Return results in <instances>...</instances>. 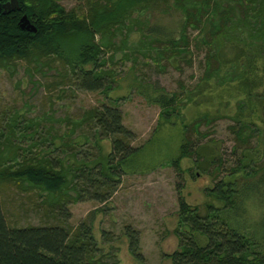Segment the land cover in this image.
I'll list each match as a JSON object with an SVG mask.
<instances>
[{
  "label": "trees",
  "instance_id": "trees-1",
  "mask_svg": "<svg viewBox=\"0 0 264 264\" xmlns=\"http://www.w3.org/2000/svg\"><path fill=\"white\" fill-rule=\"evenodd\" d=\"M6 1L9 0H0V3ZM18 1L20 10L8 14L0 12V68L13 73L24 62V68L30 77H34L36 73L45 75L47 70L55 71L45 85L49 91L73 81L72 75H75L77 87L90 91L101 90L106 94L114 87L112 83L115 80L110 79V83L107 82V78L113 74L111 69L105 68L107 60L102 55L105 54L102 45L112 47L118 30H123L127 35L129 26L146 23L136 19L137 7L149 10L152 3L161 6L165 2L81 0L83 3L79 12L67 9L62 3L63 0ZM172 4L175 9H186V25L193 23V11L204 15L205 26L211 24L214 28L217 25V31L208 32L212 35L210 45L214 46L216 52L212 53V62L217 60V52L225 54V47L238 48L239 54L234 59L237 70L233 67L232 74L234 80L247 85L245 89L241 88L244 90L243 96L237 103L235 123L230 126V131L235 136L233 152L241 150L237 164L229 167V171L219 178L213 187L207 188L216 201H225L227 213L221 216L219 211L222 207L209 202L206 212L201 214L198 207H193L184 196L179 195L180 220L177 232L181 244L180 249L170 255L172 264H264V249L258 248L261 242L243 231L246 223L242 221L241 225H238L230 212V209L246 212V200L253 193H245L243 188L251 178H257L255 186L264 185V155L253 151L255 146L251 142L253 138L257 141L260 127L254 119L251 120L252 116L249 114L256 104H260L263 109L260 120L264 122V91L254 90L250 86L251 83L253 85L257 72L253 70L258 68L257 59L261 58L264 62V0H175ZM23 14L27 15L36 31L20 27L19 20ZM186 25H183V35L179 36L182 41L187 37L184 30ZM155 26V30L161 33L159 25ZM97 37L103 40L102 43L98 42ZM178 40L174 38L171 42ZM153 41H147L149 48L153 47ZM188 93L183 92L184 99L179 98L177 93L160 92L155 96V101L160 102L162 114H166L171 112L173 107L178 108L193 102L187 97ZM110 103L85 110L83 121H80L81 124L94 127L92 140L99 149L96 157L103 155L101 142H106V139L111 141V149L104 163L96 162L90 165V161H87L88 154L78 158L79 153L75 152V147L68 142L65 143L73 161L64 156L53 157L51 152L58 150L54 142L47 144L48 148L53 145L52 149L46 154L42 151L43 155L39 146L45 141H36L24 146L20 141L26 135H17L20 122L16 113L4 126L1 125L0 264H107L104 255L96 257L100 248L92 233L91 221L84 219L76 226L70 224L68 205L84 199L87 193L86 197L99 202L108 201L116 183L120 182L121 174L125 173L122 163L139 149L131 144L133 133L123 122L120 106L117 102ZM198 118L187 126L179 156L167 163L178 167L180 171L182 161L193 155H196L193 157L195 164L205 171L208 170L209 164L221 160V157L216 155L208 162L201 150L202 142L196 143L191 139L190 134L201 121ZM33 125L30 123L25 125V128L34 129ZM13 127L17 128L16 132L12 130ZM35 130L37 131L36 128ZM60 138L64 136L60 135ZM42 140L48 139L43 137ZM202 148L205 149L204 146ZM34 149H38L40 157L34 153ZM6 150L8 152L5 156ZM27 152L33 155H28ZM197 174L199 173L195 172L193 176L196 177ZM79 178L89 180L90 183L80 187ZM237 183H244L243 188L236 190ZM259 185L256 186L257 189ZM91 187L94 189L91 190ZM15 189L26 193L25 196L32 201L33 208L39 212L43 211L41 216L46 220H41L39 224L26 225L11 220L6 205L15 194ZM261 192L263 193V190ZM10 214L15 218L19 212L10 211ZM103 233L107 235L106 231ZM125 235L128 237L129 249L139 256V231L131 225H126ZM200 237L205 238L204 242L200 241Z\"/></svg>",
  "mask_w": 264,
  "mask_h": 264
},
{
  "label": "rangeland",
  "instance_id": "rangeland-1",
  "mask_svg": "<svg viewBox=\"0 0 264 264\" xmlns=\"http://www.w3.org/2000/svg\"><path fill=\"white\" fill-rule=\"evenodd\" d=\"M164 1L161 6L152 3L149 10L137 7V12H141L135 13L136 19L146 23L129 26L127 35L123 30H118L112 47L102 45L105 50L102 55L107 60L105 68L111 69L113 74L107 78V82L115 80L112 83L114 87L107 94L101 90L90 91L77 87L75 75H72L73 81L49 91L45 85L55 71L47 70L45 75L36 73L30 77L24 62L13 73L0 68V121L5 119L0 127L16 113L20 122L17 135H26L20 143L28 146L36 141H45L39 146L41 155L42 151L44 154L49 153L53 145L48 148L47 144L54 142L58 150L51 152L52 156H64L73 161L65 143L68 142L79 153L78 158L88 154L90 165L106 162L111 141L106 139V142H101L103 155L96 157L99 149L92 140L94 127L81 124L80 121H83L84 111L92 107L111 104V101L120 106L123 122L133 133L131 144L139 149L122 163L125 173L121 174L120 182L116 183L108 201L99 202L86 197L87 193L84 199L68 205L70 224L76 226L84 219L91 221L92 233L100 248L96 257L104 255L107 264H172L170 255L179 250L181 244L177 232L180 220L179 195L184 196L193 207H198L201 214L206 212L207 203L213 202L217 207H222L219 214L224 216L228 210L224 207L225 201H216L207 188L213 187L229 171V167L237 164V157L241 153L240 149L233 152L235 136L230 131V126L235 123L238 100L243 96L244 90L241 88L247 86L244 82L234 80L232 74L239 49L225 47V54L217 52V60L212 62V53L215 51L214 46L210 45L212 35L208 32L217 31V25L214 28L211 24L205 26V17L199 11H193V23L186 25V9H175L172 4L175 0ZM62 3L67 9L80 12L83 2L63 0ZM155 24L162 29L161 33L155 30ZM182 24L186 25L184 30L187 36L183 41L180 40L183 35ZM174 38L179 40L172 43ZM156 39L157 42L153 41ZM97 40L103 41L100 37ZM147 41H153V47L149 48ZM256 66L258 68L253 70L257 72L250 86L254 90L264 91V62L261 58L257 59ZM160 92L177 93L179 98L184 99L183 92H189L187 97L193 102L173 107L171 112L162 114L160 102L155 101V96ZM249 114L251 120L254 119L260 127L257 141L255 138L251 141L255 146L253 151L263 156L264 122L260 120L263 114L261 105L256 104ZM196 118L201 121L190 134L191 139L196 143L202 142L205 149L201 146V150L208 162L216 155L221 160L209 164L205 171L195 164L193 157L196 155H193L191 159L182 161L180 171L178 167L167 163L179 156L185 130ZM30 123L34 124V129L25 128ZM13 128L16 132L17 128ZM60 135L64 138H60ZM43 137L48 140H42ZM38 149H34V153L40 157ZM7 152H4L5 156ZM26 154L33 155L31 152ZM195 172L199 173L196 177L193 176ZM78 180L80 187L90 183L83 178ZM256 181L257 178H251L245 188L244 183H237L236 190L243 188L245 193L253 194L246 200L245 213L241 209H230V212L238 225L242 221L246 223L242 230L256 237L261 242L258 248L264 249V185L258 184L257 189ZM14 192L13 195L10 193L12 199L6 205L11 220L22 225L41 223L43 211L33 208L26 193L17 189ZM10 211L19 214L14 218ZM126 225L139 231V256L129 249ZM200 238L204 242L205 238Z\"/></svg>",
  "mask_w": 264,
  "mask_h": 264
},
{
  "label": "water",
  "instance_id": "water-1",
  "mask_svg": "<svg viewBox=\"0 0 264 264\" xmlns=\"http://www.w3.org/2000/svg\"><path fill=\"white\" fill-rule=\"evenodd\" d=\"M21 7L19 5L18 0H9L4 3H0V12H3L4 14H8L15 10H20ZM20 27L22 29H26L29 31H36V27L30 22L26 14H23L22 17L19 20Z\"/></svg>",
  "mask_w": 264,
  "mask_h": 264
}]
</instances>
